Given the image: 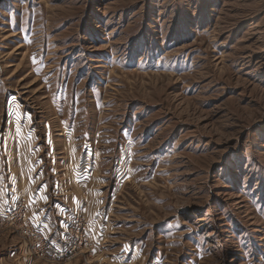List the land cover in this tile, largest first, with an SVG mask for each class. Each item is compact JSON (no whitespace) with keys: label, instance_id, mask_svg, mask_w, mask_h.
I'll list each match as a JSON object with an SVG mask.
<instances>
[{"label":"rangeland","instance_id":"rangeland-1","mask_svg":"<svg viewBox=\"0 0 264 264\" xmlns=\"http://www.w3.org/2000/svg\"><path fill=\"white\" fill-rule=\"evenodd\" d=\"M0 264H264V0H0Z\"/></svg>","mask_w":264,"mask_h":264},{"label":"built area","instance_id":"built-area-1","mask_svg":"<svg viewBox=\"0 0 264 264\" xmlns=\"http://www.w3.org/2000/svg\"><path fill=\"white\" fill-rule=\"evenodd\" d=\"M42 247H43L44 249H46V248H47V247H46V245H45V246H42ZM54 248H55V247H54ZM70 254H71V252H69V253H66V254H65V257H66V256H70Z\"/></svg>","mask_w":264,"mask_h":264}]
</instances>
